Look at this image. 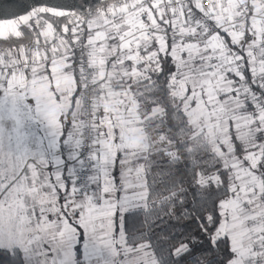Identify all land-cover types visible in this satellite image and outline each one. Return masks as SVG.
<instances>
[{
  "label": "snow or ice",
  "instance_id": "1",
  "mask_svg": "<svg viewBox=\"0 0 264 264\" xmlns=\"http://www.w3.org/2000/svg\"><path fill=\"white\" fill-rule=\"evenodd\" d=\"M0 264H264V0H0Z\"/></svg>",
  "mask_w": 264,
  "mask_h": 264
},
{
  "label": "trees",
  "instance_id": "2",
  "mask_svg": "<svg viewBox=\"0 0 264 264\" xmlns=\"http://www.w3.org/2000/svg\"><path fill=\"white\" fill-rule=\"evenodd\" d=\"M15 2H16L17 4H23V3H28V2H30V0H15Z\"/></svg>",
  "mask_w": 264,
  "mask_h": 264
}]
</instances>
